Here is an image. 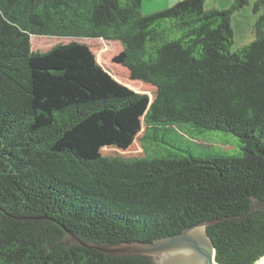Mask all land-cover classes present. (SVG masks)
Segmentation results:
<instances>
[{
  "label": "trees",
  "instance_id": "1",
  "mask_svg": "<svg viewBox=\"0 0 264 264\" xmlns=\"http://www.w3.org/2000/svg\"><path fill=\"white\" fill-rule=\"evenodd\" d=\"M248 2L142 15V0H0V264H154L97 247L200 223L218 263L264 258V0L235 50L230 22ZM31 35L119 41L113 61L153 100L75 60V42L42 52ZM143 126V156L102 154ZM206 131L237 144L216 149Z\"/></svg>",
  "mask_w": 264,
  "mask_h": 264
},
{
  "label": "rangeland",
  "instance_id": "2",
  "mask_svg": "<svg viewBox=\"0 0 264 264\" xmlns=\"http://www.w3.org/2000/svg\"><path fill=\"white\" fill-rule=\"evenodd\" d=\"M180 0H142L140 13L146 15L151 12L165 9ZM236 0H204V8L209 9H227L232 6ZM260 12L253 10V0H249L246 4L239 5L235 8L230 17L231 27L233 30L232 50L249 43L255 37L254 23ZM31 48L33 50L47 51L58 44H66L75 42L78 47H83L78 54H73L75 60H87L95 62L103 66L118 82L126 85L130 89L147 94L151 102L155 96L156 89L149 83L141 80L132 79L129 70L119 63L113 61V57L117 55L122 45L116 40L90 39V38H70L49 35H31ZM81 52H83L81 54ZM81 54V55H80ZM81 56V57H80ZM81 59V60H80ZM84 62V61H82ZM144 126L135 136L131 145L127 149H119L112 146L103 147L101 152L106 156H122V157H139L144 155L143 148ZM200 142L214 146L216 149L222 148L232 150L236 146V138L228 133L221 131H206L205 134L199 136ZM161 252V250H159ZM161 253H146L154 264L159 261ZM261 260L256 263L259 264Z\"/></svg>",
  "mask_w": 264,
  "mask_h": 264
},
{
  "label": "water",
  "instance_id": "3",
  "mask_svg": "<svg viewBox=\"0 0 264 264\" xmlns=\"http://www.w3.org/2000/svg\"><path fill=\"white\" fill-rule=\"evenodd\" d=\"M205 226V223L193 225L179 234L153 242L134 241L97 249L118 255L161 253L157 264H220L215 260L214 246ZM171 254L174 257H169ZM164 256L167 258L163 259ZM259 264H264V258Z\"/></svg>",
  "mask_w": 264,
  "mask_h": 264
},
{
  "label": "bare ground",
  "instance_id": "4",
  "mask_svg": "<svg viewBox=\"0 0 264 264\" xmlns=\"http://www.w3.org/2000/svg\"><path fill=\"white\" fill-rule=\"evenodd\" d=\"M165 256H166V255H165ZM165 256L163 257V259H164V258H167V257H165ZM169 257H174V255H173V254H171V256H169Z\"/></svg>",
  "mask_w": 264,
  "mask_h": 264
}]
</instances>
